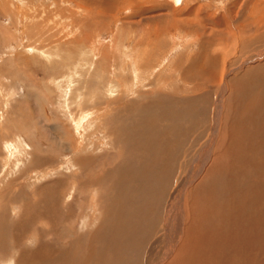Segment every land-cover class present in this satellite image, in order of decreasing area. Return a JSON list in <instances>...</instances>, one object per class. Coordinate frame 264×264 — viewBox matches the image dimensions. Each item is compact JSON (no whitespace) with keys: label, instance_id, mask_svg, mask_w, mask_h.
Returning a JSON list of instances; mask_svg holds the SVG:
<instances>
[{"label":"rangeland","instance_id":"1","mask_svg":"<svg viewBox=\"0 0 264 264\" xmlns=\"http://www.w3.org/2000/svg\"><path fill=\"white\" fill-rule=\"evenodd\" d=\"M104 9L107 10L103 14ZM261 70H264V0H0V264H19L22 260L16 251L31 254L37 237L47 245L55 233L59 236L69 225H73V231L64 239L61 237L59 251L70 247L73 238L89 234L80 217L70 220L66 217L69 213L95 215L97 201L93 198H100L106 189L113 190L110 186L118 181L119 173L115 165L123 159L119 156L133 147L126 135L134 119L131 106L155 101V106L149 108L150 103L147 107V113L146 108L136 110V114L143 112L145 122L155 123L166 111L159 107L161 104H167L165 108L185 109L184 99L174 97H187L193 99L190 105L193 108L185 115L189 119L184 127L196 122L197 127L189 135L175 134L169 142L170 152L162 158L151 154L153 159L146 160L151 164L148 185L163 190L164 194L160 203L158 199L143 197L153 201L152 205L158 203L155 213L160 218L159 231L149 242L146 254L152 258L157 248V255L153 256L156 263L167 249L168 231L172 236L188 222L183 214V201L212 164L209 154L219 148L218 138L221 134L225 138L223 126L231 124L233 107L238 103L234 102L238 82ZM262 78L264 81V74ZM255 81L256 88L263 84L261 80ZM167 96L170 98L165 99ZM216 102L224 113L222 118L220 112L219 122L216 115L212 119L217 111ZM163 123L166 126L170 121ZM223 139L219 142L224 143ZM85 148L90 157L95 155L107 169L90 170L87 176L85 171L88 186L91 178L113 175L114 170L117 177H105L95 196L88 189L78 194L85 201V208H80L70 187L75 184L77 188L72 177L79 171L73 158L83 157ZM132 154L131 160H137ZM32 156L45 158L49 163L46 161L45 167L34 170L29 165ZM110 156L112 159H103ZM56 164L58 168H51ZM43 170L51 174L45 176ZM191 174L195 181L188 186L190 191L186 189L177 195V198L185 196L173 203L176 212H171L173 220L170 217L171 222L168 220L167 229L163 230L165 210ZM58 181L61 185L65 183L66 190L70 189L64 190L59 200H53L62 206L57 207L61 208L62 216L53 219L45 211L49 212L55 203H47L43 196L45 188L42 192L41 189ZM139 183L129 182L128 193L133 192H129L131 185L136 188ZM82 188L84 191L85 187ZM155 192L152 196L157 197ZM23 218H31L27 219L28 229L16 232L14 226L23 225ZM41 218L49 222L48 229ZM170 225L176 230H170ZM17 234L19 241L15 244ZM57 237L50 242L56 245ZM179 240L178 237L176 241ZM146 261L142 264H147ZM153 261L149 264H155Z\"/></svg>","mask_w":264,"mask_h":264},{"label":"bare ground","instance_id":"2","mask_svg":"<svg viewBox=\"0 0 264 264\" xmlns=\"http://www.w3.org/2000/svg\"><path fill=\"white\" fill-rule=\"evenodd\" d=\"M105 10L107 9L103 10V14ZM207 62L206 64H208ZM207 66L209 67V65ZM206 71L209 72L208 69H206ZM257 73L238 82V86L240 85L241 88L239 86L237 92L238 97L235 98L234 101L236 102L238 100V103L235 104L236 108L233 107V120L231 124L223 126L225 138L223 139L221 134L217 140V146L219 145V148L216 147V149L213 150V153L211 152L209 154L212 157V164L207 171L205 170L203 180L187 194V192L190 191L187 188L190 186L191 181L192 184L194 183L193 181H195V177H193L194 174H191L188 179L185 180L184 184L181 185L179 191L170 202L169 207L166 208L165 213L167 218L163 230L167 229V221L171 217V212L175 210L173 209V203L177 199L179 201L182 197L179 196L180 198H177V195L181 194V192L183 193L187 189V196L183 201L185 203L183 214L188 222L185 221V226L184 224L181 225L184 226V228L182 227V229H179V231L172 236H170L171 231H168L169 233H167L166 236L168 239L167 249L166 251L163 250L165 254L163 256L161 255L156 263L153 261V256L158 252L157 248H155L156 250L152 255V258L151 255L149 258L146 257V254L149 250V242L152 241V239L154 240L155 232L159 231L158 222L160 218L157 217V209L155 208V205L161 200L163 190H156L151 185H148V182L151 181L149 171L151 164L146 160H148V158L153 159L151 154H154V158H162L164 154L170 152L172 144H170L169 147V142L175 134H178L181 137L185 136V134L189 135L193 131L192 128L195 129L197 127L198 123L196 121L193 126L184 127V122L189 119H187V116L185 115L193 108V105L192 107L190 106L193 101L192 98V100H189L187 97H174V99H184L183 102L186 103V105H184L185 109L181 110L180 108L179 110L178 108L174 109L172 106L165 108V106L168 105L161 104L159 107L166 111L163 113V116L156 120L155 123L150 120L145 122L143 120V112L136 114L138 110H142L143 108H146L144 109V113H147V107L151 103L149 108H152L156 103L155 101H151L147 104L142 103L143 105L138 104V106L135 107L131 106L133 108L132 110H134V116H132L134 119L130 126L128 125L127 131L124 129V133L126 131L127 137L130 136L129 139L131 140L133 147L131 149L129 148L130 155L127 151L119 156V158L123 159H120V162L115 165L118 167L119 173L117 174L118 181L113 182L112 179L113 184L110 187L113 190L110 191L106 189V191H110L109 194L105 191L97 200L96 198H93V200L97 201V204H95V215L91 216L90 214L81 215L82 213H69L66 217L69 220L71 218L75 219L77 216L78 218L80 217L83 227L90 231L89 234H83L80 238H73V241L70 240V247H66V250L62 248L63 251H59L57 249L58 245H61L59 244L62 240L61 237L64 239V237L73 229V225L68 226L64 224V226L68 227L63 228L64 230L60 232L61 234L59 236L55 233V237L50 239L47 245L44 241L40 242V238L37 237L38 242L35 245V250H33L31 254L16 251L18 252L17 254H19V258L22 260H19V264H142L143 260H147V264L152 261L155 264H264V81L262 78L264 70L257 71ZM255 79L261 80L263 84L256 88L254 85L256 82ZM167 98H170V96H167L165 99ZM218 102H216L217 111L215 110L212 118L215 120L214 116L216 115L217 122H219L220 116L223 112H221V110L219 111L220 105ZM169 103L173 105L172 103L174 102ZM132 110L130 109V111ZM170 111L172 112V115ZM182 112L184 113L183 116L177 115V113ZM220 112L221 115L219 116ZM130 114L131 112L128 115ZM225 115L229 117L228 114ZM135 116H137L136 119ZM132 117L130 115L131 119ZM223 117L224 113L222 115V118ZM164 121H170V123L165 126L163 123ZM133 124H135V126ZM220 125L222 126V124ZM129 133H131L132 136ZM222 139L224 143L219 142ZM123 141L124 139L122 142ZM115 144H117V141ZM87 152L88 150L85 148L81 153L83 157H79L78 155H75L74 158L72 157L76 166L75 168L79 171H77V174L75 173V176L72 177L76 181L77 188H75V184L70 188L73 189L72 192L75 191L74 202L77 199L80 208L84 207L85 201L81 200V196L78 194L81 195L88 189V193L94 195L96 194L95 190L97 187L99 188L102 186L100 183L105 180V177H117L116 170H114L113 175L106 174V176L104 175L105 177L102 178L98 175L100 178L97 176L91 178V182H89L90 184L88 186L85 174L87 176L90 170L93 169L104 168V172L107 169L104 162L101 163L98 161L93 157L95 155H91L92 157H90V153ZM132 152L138 157L135 161L131 160V157H133ZM156 153H158L157 156L155 155ZM53 159L54 158L51 159L52 162L54 161ZM103 159H112V157H104ZM46 161L49 163L45 158L32 156V162L29 165L30 168L38 171L45 167ZM56 166L57 164L54 166L52 165L51 168ZM162 166L167 167V164L164 163ZM58 167L59 166H57V168ZM152 169L154 170V167H152ZM85 171L86 173L84 174ZM41 173L45 176L51 174L45 172V170L41 171ZM129 174L134 175L129 176ZM159 174L161 175V172H159ZM58 182L60 184L58 183L53 186L48 185L42 187L41 192L44 188L45 190L43 192L46 191L43 196L47 198V203H53L57 198L59 200L60 194H62V196L65 194V183L61 185V181ZM129 182L132 184L134 182H140L136 188L134 185H131L132 188L129 192L133 190L132 193H128ZM85 183L87 185H85ZM83 186L85 187L84 191L81 190ZM153 191H156L155 193L157 197L152 196ZM128 194L130 195V198ZM143 197H150L152 200H158L152 205L151 203H154L153 201L150 200L149 202L148 200H144ZM93 200L91 199L92 204H94ZM56 202H54L55 207H52L49 212L45 211V213H48L53 219L62 216L61 208H59L60 210H57L58 206H62L59 204L57 205ZM67 204L70 205V202L65 205L67 206ZM91 208L92 207H90V209ZM78 209L79 208H77V210ZM175 212L172 213L175 214ZM172 217L174 216L172 215ZM172 217L171 219L173 220ZM181 217L184 218L182 214ZM52 218L50 219L52 220ZM23 219V225L18 224V226H14V228L17 229L16 232L19 231L20 233H24V229H28V227H26L29 222H27V219L31 220V218ZM41 219L45 220V218ZM73 222L76 223L74 220ZM43 223H46V220ZM51 223L52 222H50V224ZM48 225L49 222H47L44 227L48 229ZM172 226L174 225L172 224ZM172 229L174 228H170V230ZM50 230L51 229H49V231ZM54 230L56 232V229ZM43 232L45 231L43 230ZM23 235L20 237L23 238ZM44 236L46 237L47 235ZM173 236L175 237L172 240ZM56 237L58 238V241H53L56 243V245H54L50 241L54 240ZM178 237L180 240L176 241ZM18 239L19 235H14L13 243L18 242ZM176 242L178 243L176 244ZM49 243L53 244V246L49 245ZM1 247L3 246L1 245Z\"/></svg>","mask_w":264,"mask_h":264}]
</instances>
